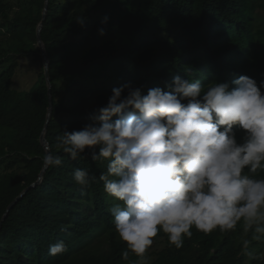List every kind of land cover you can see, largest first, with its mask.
<instances>
[{
  "label": "trees",
  "instance_id": "1",
  "mask_svg": "<svg viewBox=\"0 0 264 264\" xmlns=\"http://www.w3.org/2000/svg\"><path fill=\"white\" fill-rule=\"evenodd\" d=\"M49 0L41 35L50 60L53 114L46 138L63 164L47 168L11 209L0 231V264H141L115 231L110 208L122 203L108 195L99 180L107 161L90 154L73 160L56 149V138L91 122L93 111L106 105L112 88L132 82L166 91L173 78H195L203 84L231 82L246 74L264 81V0H144L139 6L125 0ZM46 0L19 2V9L0 0V34L7 53H36L38 84L32 90L15 88L16 64L0 74V223L25 188L43 169L45 146L41 135L49 109V86L39 55L38 26ZM109 16L106 25L101 19ZM85 16V26L77 22ZM104 27L101 36L97 29ZM124 38L126 41H124ZM234 86V85H233ZM127 93L125 92V95ZM77 167L96 177L90 187L77 185ZM255 178H264L258 170ZM60 226L66 231H60ZM183 247L165 240L151 264H244V242L236 229L211 233L191 229ZM253 232V230H250ZM63 240L67 251L48 254L51 243ZM259 257V258H257ZM264 264V256L250 257Z\"/></svg>",
  "mask_w": 264,
  "mask_h": 264
},
{
  "label": "clouds",
  "instance_id": "2",
  "mask_svg": "<svg viewBox=\"0 0 264 264\" xmlns=\"http://www.w3.org/2000/svg\"><path fill=\"white\" fill-rule=\"evenodd\" d=\"M109 19L105 15L101 24ZM75 20L85 26V16ZM97 31L106 34L104 27ZM144 87L132 82L113 87L91 122L71 131L65 127L56 138V149L73 160L90 154L93 161H107L99 180L122 202L109 210L127 245L122 259L130 251L143 264L161 230L177 249L193 227L206 234L217 228L228 232L241 220L245 231L261 239L264 178L255 174L264 171V81L242 74L231 82L203 84L177 75L167 91L155 86L145 93ZM42 162L45 168L63 164L49 149ZM72 177L82 187L96 179L80 167ZM65 251L63 240L48 246L50 256Z\"/></svg>",
  "mask_w": 264,
  "mask_h": 264
},
{
  "label": "rangeland",
  "instance_id": "3",
  "mask_svg": "<svg viewBox=\"0 0 264 264\" xmlns=\"http://www.w3.org/2000/svg\"><path fill=\"white\" fill-rule=\"evenodd\" d=\"M14 5V10L19 9V2L26 0H8ZM114 0H108L105 4L102 5L103 10H107L110 7V4ZM128 4L132 3L134 6H139L144 0H125ZM258 14L260 18L264 19V11L258 9ZM8 36L3 31L0 34V74L5 71L11 64H16L17 66V75L15 77V88L19 91H28L32 90L38 84V72L40 71L39 61L35 59L36 53L26 52L24 54L17 53H7L8 49L6 40ZM124 41L126 39L124 38ZM39 55L42 57V54L39 52ZM44 63V62H43ZM238 235L240 236V241H248V247L243 250V257L245 259L244 264H251L250 257L252 255L264 256V236H261V239L256 240L253 238L254 232L250 230L245 231L243 220L238 222L236 228ZM165 240L160 237L153 238V244L145 253V260L143 264H151L156 256V253L164 247Z\"/></svg>",
  "mask_w": 264,
  "mask_h": 264
},
{
  "label": "water",
  "instance_id": "4",
  "mask_svg": "<svg viewBox=\"0 0 264 264\" xmlns=\"http://www.w3.org/2000/svg\"><path fill=\"white\" fill-rule=\"evenodd\" d=\"M48 5H49V0H46L45 2V7H44V11H43V19L42 21L40 22L39 26H38V32H37V36H38V45L41 49V54L43 56V62H44V66L47 65L46 68H44V71H45V76H46V80H47V83H48V86H49V90H48V94H49V109H48V114H47V121H46V125H45V128L43 130V133L41 135V142L42 144L45 146L46 149H50V144L46 138V132H47V127H48V124L49 122L51 121V117H52V114H53V97H52V82H51V78H50V70H49V65H50V60H49V57H48V54H47V50H46V47H45V44L43 42V39H42V35H41V30H42V27H43V22L44 20L46 19L47 17V12H48ZM47 168L43 167L41 173H40V176L38 178L37 181L33 182L30 186H28L27 188H25V190L19 195L17 196L12 202L11 204L8 206L3 218H2V221L0 223V231L2 229V226H3V223L4 221L6 220L7 216L9 215L11 209L19 202V200L28 192L29 189H31V187L33 186H37L43 179V176H44V173L46 171Z\"/></svg>",
  "mask_w": 264,
  "mask_h": 264
}]
</instances>
